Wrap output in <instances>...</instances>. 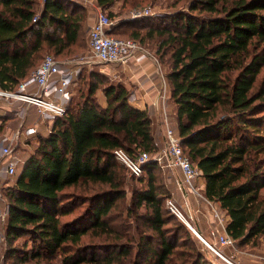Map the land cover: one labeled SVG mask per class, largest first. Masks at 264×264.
I'll use <instances>...</instances> for the list:
<instances>
[{
    "label": "trees",
    "instance_id": "obj_1",
    "mask_svg": "<svg viewBox=\"0 0 264 264\" xmlns=\"http://www.w3.org/2000/svg\"><path fill=\"white\" fill-rule=\"evenodd\" d=\"M139 1L145 0H95L111 19L116 3L124 9ZM37 3L0 0L2 90L15 89L39 64L43 51L57 58L82 37L86 13L80 4L44 0L37 13ZM147 19L117 22L109 35L148 44L159 63L167 65L169 102L182 150L201 172L202 194L228 216L225 229L234 245L260 249L264 76L257 90L254 86L264 67V0H191L184 10ZM124 27L131 29L128 37L116 33ZM89 78L95 82L90 81L76 107L55 119L47 134L36 136L35 152L7 188L6 242L28 235L32 246L28 252L25 243L20 251L11 248L5 261L20 264L60 255L61 264H124L129 259L134 264H207L194 244L178 248L181 234L188 240L189 233L163 206L168 192L154 162L141 177H133L140 187L131 189L128 214L136 222V235L112 226L108 213L125 196L128 172L113 152L122 149L131 157L139 151L154 153L151 120L131 107L123 85L104 88L102 107L95 96L97 78L93 73ZM6 124L7 119L0 120V135ZM72 201L85 208L63 222L60 217L72 212ZM84 235L102 239L101 244L82 247Z\"/></svg>",
    "mask_w": 264,
    "mask_h": 264
},
{
    "label": "built area",
    "instance_id": "obj_2",
    "mask_svg": "<svg viewBox=\"0 0 264 264\" xmlns=\"http://www.w3.org/2000/svg\"><path fill=\"white\" fill-rule=\"evenodd\" d=\"M77 1L85 5L92 3V0ZM150 16H154V13L146 8L132 10L128 19L136 20ZM37 18L38 14L33 18V21H36ZM116 23L100 8L87 31L88 52L86 55L80 57L78 61L68 60L64 62L57 60L52 55H44L29 75L18 82L15 89H0V100H3L8 107L7 111L5 109L0 110V116H5L6 112L13 113V118L16 119L14 123L17 125L11 133L0 136V203L2 202V186L8 183L7 179L16 175L18 167L25 162L13 150V143L18 142L19 138L23 137L22 143L25 146L29 145V142L39 134L48 133L49 125L55 119L63 117L68 109L76 107V102L72 105V90L79 69L91 65L93 62L123 66L130 59H133L140 49L137 42L132 39H120L109 35ZM155 61L158 62L156 59ZM162 79L163 89L159 93V98L162 103L160 114L163 140L153 139L154 153L139 151L134 157H131L122 149H116L113 152L114 158L126 167L131 177L135 178L143 175L144 167L147 164L156 163L166 174L165 177L169 186L174 188L172 191L168 190L169 195L165 200L167 210L213 253L226 259L215 249L212 243L209 244L196 231V225L199 222L196 221L195 215H198L201 223L207 225L210 239L214 240V245L216 243L223 248L234 246V240L226 233L225 229L228 216L221 217V210L204 197L201 172L190 163L183 153L177 124L173 123L172 114L168 110L166 79L163 75ZM30 114H32L33 120L27 123ZM186 194L196 205V209L193 211L185 201H182ZM203 207L207 213L201 210ZM2 211L0 212V223L7 218L8 207L6 211ZM214 222H217V225H213ZM260 259L264 260V254L260 256ZM0 264H3L1 259Z\"/></svg>",
    "mask_w": 264,
    "mask_h": 264
},
{
    "label": "rangeland",
    "instance_id": "obj_3",
    "mask_svg": "<svg viewBox=\"0 0 264 264\" xmlns=\"http://www.w3.org/2000/svg\"><path fill=\"white\" fill-rule=\"evenodd\" d=\"M191 0H145V1H139L140 3L137 4L134 7H130L129 5L125 6L124 9L121 8L120 4H115L114 7L111 8V11L114 12V16H113V20L119 23L122 22H131L132 20L128 19V16L130 14V12L132 10H142V9H146L149 8L152 13H154V16H150V17H159L161 15H165V14H171L174 12H178L179 10H184L186 8V6L188 5V3ZM138 2V1H137ZM44 1L43 0H38V3L36 5V11L37 13L39 12V10L42 8ZM105 14H108L107 11H104ZM148 17V18H150ZM142 19H147V17H144ZM139 20V19H137ZM141 20V18H140ZM127 28V27H124ZM124 28H120L119 30H116V33H119L120 36L122 37H128V35L130 34L131 29H124ZM150 49H152L149 46ZM154 50V49H153ZM88 52V47H87V36L85 31L82 33V37L79 40V42L70 47L69 51L65 54H61L59 56H57V60L64 62V61H68V60H74V61H78L80 59V57L86 55ZM155 52V51H154ZM52 55L54 56L55 54L53 52L50 51H43L40 57L41 58L44 55ZM56 56V55H55ZM157 57V56H156ZM167 56L164 58V61H166ZM40 60L38 61V63H40ZM158 60V59H157ZM159 62V61H158ZM37 63V64H38ZM162 72L165 74V72L167 71V65L164 63H160ZM114 64H101L98 62H93L91 65L88 66H84L81 67L79 69V73L76 77V82L75 85L73 87V97H72V105L76 102H78L79 97L81 95L82 92H85L90 81H93V79L89 78V74L93 73L95 75V77L97 78L98 81V85H97V90L95 92V96L97 97V99H105V95H104V88L106 87H116L117 85H121L118 81V78L116 76V73H114ZM264 76V67L261 69L259 75L257 76L256 82H255V86L254 89L257 90L258 89V85L260 83V81L262 80V77ZM81 77L82 80L79 78ZM169 103L168 106V110L169 112L173 113L172 111V106L170 104L169 101H167V104ZM5 109L6 111L8 110L7 104L3 101L0 100V110ZM30 116H32V114H30ZM7 119V124L5 126L4 132L6 129H9V133L12 132V130L16 128V123H14V118H13V113L11 112H6L5 116H0V120L1 119ZM172 121L175 124L176 121L174 119V115L172 117ZM175 121V122H174ZM262 130H264V125L262 126ZM3 132V133H4ZM2 133V135H3ZM42 134H47V132H44ZM0 135V136H2ZM23 137H20L18 142L13 143V150L16 152V154L18 155L19 158L22 159V161H26L30 155H32L35 152V149L37 148V144H36V140H32L29 142V145H24L22 143V139ZM23 165L21 164L18 169H17V173L16 175H14L13 177L7 179L6 184H4L2 186V202L0 203V212H3L2 210L6 211V208L8 207V199L6 197V192H7V188L13 186L15 184L16 179L18 178L19 174L21 173ZM162 174H160V179L161 181H164L165 187L168 190L170 189L171 186H169V184L166 181V174L162 171ZM173 181V180H172ZM140 187L139 183L133 179V177H131L128 172L126 171V181H125V196L123 198L120 199H116L115 200V205L110 209L108 215L110 216V220H112V226L114 228H116L118 231L121 232H126L127 234L131 235V236H135L136 235V231H135V220L131 219L129 217L128 211L129 209H132V207L130 206V201H131V189L132 188H138ZM174 188H172L173 190ZM68 192H75L77 194L80 193V190H73V189H67ZM264 193V190L263 192ZM169 195V192H168ZM165 200L166 198H164V202H163V206L166 207L165 205ZM71 205L73 206L72 212L61 216L60 219L61 221H69L72 220L75 216L79 215L85 208V205L83 204H79V203H74L73 201L71 202ZM218 211V210H217ZM207 212V211H206ZM221 213V217L225 218L226 215L222 212ZM6 220L7 218L0 223V259L5 262L4 264H18L14 259H9V261H5L4 255L5 254H9L10 253V249L11 248H15L16 251L17 250H21L24 247V243L26 244L25 249L27 251L24 252H28L32 246V241L30 239V237L28 235H24L22 237H17V239L15 240H11L10 242H6L5 239V224H6ZM213 220V219H212ZM198 221V219L196 220ZM213 225H217V222H214ZM186 228V227H185ZM187 232L189 233V239L185 240V238L183 237V234H181V238L179 240V246L178 248H181V245L186 243V244H194L196 250L201 253L202 255V260H205L207 262V264H226L224 263L215 253H213L208 247H206V245L195 235L193 234L190 230H188L186 228ZM197 231V230H196ZM200 235V234H199ZM203 239H205L202 235H200ZM101 240L102 239H98L96 236H90V235H84L81 238L80 241V245L82 247H86L88 246V248H93L96 247L98 245L101 244ZM209 244L212 243L213 246H215V249L218 250L223 257H225L226 259H228L231 263L233 264H246L244 263L243 260H245V258H247L246 254L244 253L246 251V249H242L236 245H234L233 247H220L218 244L215 243L214 245V240L210 239L209 236V232H208V239H205ZM191 241V242H190ZM262 243V247L259 249V251H261V256L264 254V241H260ZM211 245V246H212ZM24 249V250H25ZM250 251V249H248ZM34 251V250H32ZM95 252H97V256H103L104 252L101 251L100 249H95L93 250ZM250 257V255H249ZM248 257V258H249ZM13 263H11V261ZM61 256L60 255H55V256H41L38 258H33L30 260H27L24 263H20V264H61ZM212 263H209V262ZM124 264H134V259H129L126 260L124 262Z\"/></svg>",
    "mask_w": 264,
    "mask_h": 264
},
{
    "label": "crops",
    "instance_id": "obj_4",
    "mask_svg": "<svg viewBox=\"0 0 264 264\" xmlns=\"http://www.w3.org/2000/svg\"><path fill=\"white\" fill-rule=\"evenodd\" d=\"M76 3L80 4L86 13L84 21V31L87 36L88 28L92 25L95 20V16L99 11V7L96 5L95 0H92L90 5L81 4L80 1L74 0ZM119 4V3H116ZM137 42V41H136ZM140 49L137 51L133 59H130L125 65L117 66L114 65V73L118 78V81L123 85L130 94L129 104L131 107L145 111L151 120V135L153 139L163 140V130L161 125V100L159 98V93L163 89V79H165V74L162 72L159 62H156L157 57L153 49L149 48L148 44H140L137 42ZM166 81V80H165ZM166 97L169 101V87L166 82ZM99 104L104 107L106 105L105 99H99ZM169 106V103H168ZM173 112V111H172ZM172 117L174 113H171ZM33 116H29L27 123L32 122ZM14 122L16 119L14 118ZM50 127V125H49ZM44 129V126H43ZM4 132V131H3ZM9 129H6L3 134H7ZM2 135V134H1ZM25 163V162H24ZM24 163L22 165H24ZM201 183L203 187V179L201 178ZM172 186L170 191H172ZM177 199H179L177 197ZM191 208L192 211L196 209V205L190 199V196L186 194L184 200ZM216 207L218 205L216 204ZM219 208V207H218ZM201 209V208H200ZM206 212L204 207L201 209ZM207 213V212H206ZM223 213V212H222ZM208 215V214H207ZM198 219V224L196 225L197 231L205 239H208V227L206 224H202L199 219L200 216L195 215ZM229 218L227 219L228 222ZM247 256L244 263L246 264H264V260L260 259L261 251L259 249L248 250L244 252ZM250 255V257H249ZM249 257V258H248ZM239 264V263H238Z\"/></svg>",
    "mask_w": 264,
    "mask_h": 264
},
{
    "label": "water",
    "instance_id": "obj_5",
    "mask_svg": "<svg viewBox=\"0 0 264 264\" xmlns=\"http://www.w3.org/2000/svg\"><path fill=\"white\" fill-rule=\"evenodd\" d=\"M198 234H199V232H198ZM219 257V256H218ZM224 263H226V264H233V263H231V262H229L228 260H226V259H224V258H221V257H219Z\"/></svg>",
    "mask_w": 264,
    "mask_h": 264
}]
</instances>
